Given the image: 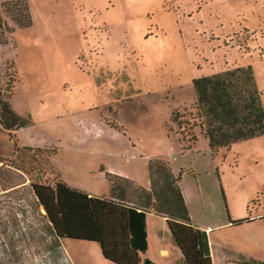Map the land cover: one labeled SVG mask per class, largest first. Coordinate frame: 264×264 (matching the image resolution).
Wrapping results in <instances>:
<instances>
[{"label":"rangeland","instance_id":"rangeland-1","mask_svg":"<svg viewBox=\"0 0 264 264\" xmlns=\"http://www.w3.org/2000/svg\"><path fill=\"white\" fill-rule=\"evenodd\" d=\"M25 1L31 26L5 17L14 32L0 43L3 83L15 79L10 103L30 117L18 142L0 133V264H115L97 242L58 240L30 187L52 181L53 164L97 193L105 182L87 167L113 150L168 162L192 224L213 226L208 239L230 264H264V134L212 149L196 130L188 147L191 132L177 125L193 121L192 80L227 68L252 69L264 108V0ZM22 142L42 149H22L35 157L28 173L6 164ZM152 227L151 251L157 237L173 243Z\"/></svg>","mask_w":264,"mask_h":264},{"label":"trees","instance_id":"trees-1","mask_svg":"<svg viewBox=\"0 0 264 264\" xmlns=\"http://www.w3.org/2000/svg\"><path fill=\"white\" fill-rule=\"evenodd\" d=\"M5 17L18 28L32 24L25 0L0 2V43H7V34L14 32ZM14 81V76L10 75L3 83L0 71V133L18 142V130L30 124V117L16 112L10 103ZM192 84L195 92L193 121L184 122L187 124L184 128L180 121L177 122L181 129L191 132L186 133L188 141L183 140L188 147L196 140V130L208 139L212 149L264 134L261 93L250 67L227 68L203 75L194 78ZM21 145L14 151L16 158L6 164L28 173L24 163L35 157L33 154L22 157V149L29 153L42 149H34L23 142ZM52 154L48 156L50 160ZM6 160L0 159V163L5 164ZM50 167L56 173L55 178L52 181L40 178L32 181L30 187L58 240L70 238L97 242L104 258L115 264H154L141 257L147 250L146 214L152 211L166 218L168 230L181 251L183 264H212L207 233L192 225L179 176L174 174L168 162L160 158L149 161V189L133 180L105 172L108 193L102 196L70 187L55 166ZM242 221L230 220V223L236 225Z\"/></svg>","mask_w":264,"mask_h":264},{"label":"crops","instance_id":"crops-1","mask_svg":"<svg viewBox=\"0 0 264 264\" xmlns=\"http://www.w3.org/2000/svg\"><path fill=\"white\" fill-rule=\"evenodd\" d=\"M107 157H111V158L108 162L104 164L102 163V166L101 164L90 163L89 166L87 167L88 169L86 171H88V173L92 175L93 178L98 180H102L103 178L105 182V186L100 190H98L99 192L97 191V193L94 194L88 193V194L102 196L108 193V183L105 177V172L113 173L121 177H125L127 179L133 180L134 182L138 183V185L146 189L150 188V179L148 173V163L150 160L144 161L142 157H138L133 153L125 155L117 150H113L112 152H110ZM97 170H99V172H97ZM172 170L175 174L173 167ZM65 182L70 187H72L67 181ZM181 191L184 200L187 204V196L182 188ZM155 216H157V214H155L152 211L147 212L146 214L147 250L144 254H141V257L151 260L154 264H159L160 261L161 264H183L181 251L174 242L173 237H172L173 243L165 242L160 237H157V243L154 245L155 246L154 250L151 251L150 241H149L150 226L152 227L151 222H153V227L159 226V227H164L166 228V230H168L166 224V218L161 215H158L162 217V221H161L159 218L155 219L156 218ZM163 222L165 226L163 225ZM194 226L202 230H205L207 234H209L210 232L209 229H212L213 227L211 225H208L206 227H201L197 225ZM169 234L171 233L169 232ZM209 244H210V254H211L212 264H230V260L227 254L225 253L222 245L214 244L210 240H209Z\"/></svg>","mask_w":264,"mask_h":264}]
</instances>
